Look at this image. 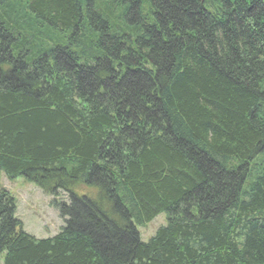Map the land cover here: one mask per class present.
Masks as SVG:
<instances>
[{
    "label": "trees",
    "instance_id": "trees-1",
    "mask_svg": "<svg viewBox=\"0 0 264 264\" xmlns=\"http://www.w3.org/2000/svg\"><path fill=\"white\" fill-rule=\"evenodd\" d=\"M0 172L1 264H264V0H0Z\"/></svg>",
    "mask_w": 264,
    "mask_h": 264
},
{
    "label": "rangeland",
    "instance_id": "rangeland-1",
    "mask_svg": "<svg viewBox=\"0 0 264 264\" xmlns=\"http://www.w3.org/2000/svg\"><path fill=\"white\" fill-rule=\"evenodd\" d=\"M7 192L14 200L13 216L20 221L21 228L36 238L50 237L64 225V218L53 206V196L45 193L39 186L22 177L9 179L0 172V191ZM65 194L59 192L58 199ZM166 223L164 214H158L150 222L137 227L140 239L146 241L155 230ZM2 256L0 255V264Z\"/></svg>",
    "mask_w": 264,
    "mask_h": 264
}]
</instances>
